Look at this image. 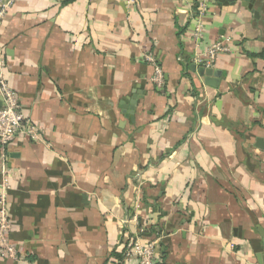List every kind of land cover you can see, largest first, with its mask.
<instances>
[{
    "label": "crops",
    "instance_id": "crops-1",
    "mask_svg": "<svg viewBox=\"0 0 264 264\" xmlns=\"http://www.w3.org/2000/svg\"><path fill=\"white\" fill-rule=\"evenodd\" d=\"M249 3L11 1L4 75L38 137L5 147L18 253L0 264H138L122 245L140 226L156 264H264V0ZM217 40L230 51L205 82L192 65Z\"/></svg>",
    "mask_w": 264,
    "mask_h": 264
},
{
    "label": "built area",
    "instance_id": "built-area-1",
    "mask_svg": "<svg viewBox=\"0 0 264 264\" xmlns=\"http://www.w3.org/2000/svg\"><path fill=\"white\" fill-rule=\"evenodd\" d=\"M13 0H7L0 6V20L2 19L7 6ZM197 15L194 17V26L192 36L195 40L201 38L203 31V18L208 10L205 2H201L197 8ZM229 46L223 40L212 42L208 48L196 55V60L209 67L219 54L228 53ZM143 59L153 68V74L150 81L157 89L163 87V73L157 59L150 52L143 54ZM6 61L0 49V96L2 105L0 107V156L2 159L0 173V258H15L18 253L17 247L10 242L8 234L11 229V222L8 214V191L11 187L8 179V167L4 164L5 147L18 134L22 133L30 139H37V127L24 115L21 104L19 103L17 93L10 86L5 78L4 70ZM135 222L138 224V217L134 213L132 216L124 219L123 224ZM137 232L128 233L122 245V253L125 258H135L138 264H156L158 241L159 238H152L144 241L142 234L145 233V228L140 226Z\"/></svg>",
    "mask_w": 264,
    "mask_h": 264
},
{
    "label": "water",
    "instance_id": "water-1",
    "mask_svg": "<svg viewBox=\"0 0 264 264\" xmlns=\"http://www.w3.org/2000/svg\"><path fill=\"white\" fill-rule=\"evenodd\" d=\"M223 1V0H220ZM229 2H233L235 0H227ZM251 0H242V4L245 6L248 3V7L251 8V3H249ZM192 68L194 70H197L198 74L200 76H205V82H207V78L212 76V75H218V71H216L215 69H212L210 67H205V65H201L196 67L195 65H192Z\"/></svg>",
    "mask_w": 264,
    "mask_h": 264
}]
</instances>
